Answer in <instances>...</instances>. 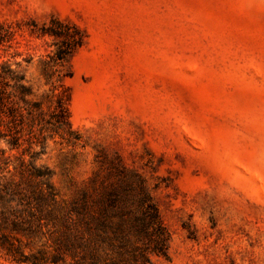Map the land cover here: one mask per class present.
<instances>
[{
	"label": "rangeland",
	"instance_id": "1",
	"mask_svg": "<svg viewBox=\"0 0 264 264\" xmlns=\"http://www.w3.org/2000/svg\"><path fill=\"white\" fill-rule=\"evenodd\" d=\"M0 66L29 91L0 177L36 151L64 200L138 177L170 236L152 264H264V0H0ZM57 101L72 134L39 135Z\"/></svg>",
	"mask_w": 264,
	"mask_h": 264
},
{
	"label": "trees",
	"instance_id": "2",
	"mask_svg": "<svg viewBox=\"0 0 264 264\" xmlns=\"http://www.w3.org/2000/svg\"><path fill=\"white\" fill-rule=\"evenodd\" d=\"M67 54L60 49L57 57L62 60ZM22 81L0 66V139L14 146L20 130L11 98L29 94ZM51 120L55 124L41 125L39 135L72 134L64 129L70 121L62 102L57 101ZM40 153L33 152L31 162L21 165L20 181L0 177L2 255L16 264H152L153 255L167 258L170 236L142 179L120 178L64 200L51 183L50 171L33 166Z\"/></svg>",
	"mask_w": 264,
	"mask_h": 264
}]
</instances>
